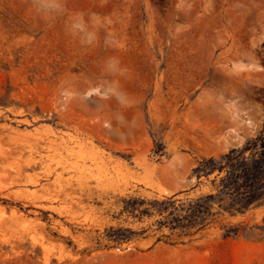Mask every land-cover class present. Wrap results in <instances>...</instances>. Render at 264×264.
Listing matches in <instances>:
<instances>
[{"label":"rangeland","instance_id":"374dc122","mask_svg":"<svg viewBox=\"0 0 264 264\" xmlns=\"http://www.w3.org/2000/svg\"><path fill=\"white\" fill-rule=\"evenodd\" d=\"M262 130L264 0H0V264H264Z\"/></svg>","mask_w":264,"mask_h":264},{"label":"trees","instance_id":"16d2710c","mask_svg":"<svg viewBox=\"0 0 264 264\" xmlns=\"http://www.w3.org/2000/svg\"><path fill=\"white\" fill-rule=\"evenodd\" d=\"M198 170L210 175L218 171L216 177L225 172L220 176L221 183L231 191L232 196L241 198L242 208L264 200V130L248 140L243 148L225 153L221 161L214 157L205 159Z\"/></svg>","mask_w":264,"mask_h":264}]
</instances>
